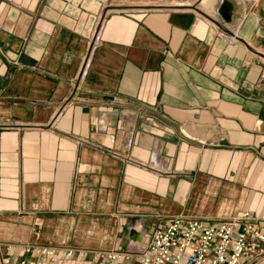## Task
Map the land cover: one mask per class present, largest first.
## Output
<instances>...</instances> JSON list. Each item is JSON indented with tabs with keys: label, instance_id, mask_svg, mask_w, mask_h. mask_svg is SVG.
<instances>
[{
	"label": "crops",
	"instance_id": "0c3cea01",
	"mask_svg": "<svg viewBox=\"0 0 264 264\" xmlns=\"http://www.w3.org/2000/svg\"><path fill=\"white\" fill-rule=\"evenodd\" d=\"M170 6L0 0V264L25 243L135 264L175 217L264 226V0Z\"/></svg>",
	"mask_w": 264,
	"mask_h": 264
},
{
	"label": "built area",
	"instance_id": "2783aa9c",
	"mask_svg": "<svg viewBox=\"0 0 264 264\" xmlns=\"http://www.w3.org/2000/svg\"><path fill=\"white\" fill-rule=\"evenodd\" d=\"M14 247L24 256L20 264H112L131 257L128 252L114 249L30 243L3 246L7 254ZM134 256L135 264H256L264 257V226L246 212L217 225L199 218L175 217L156 224Z\"/></svg>",
	"mask_w": 264,
	"mask_h": 264
},
{
	"label": "rangeland",
	"instance_id": "374dc122",
	"mask_svg": "<svg viewBox=\"0 0 264 264\" xmlns=\"http://www.w3.org/2000/svg\"><path fill=\"white\" fill-rule=\"evenodd\" d=\"M154 1V2H150ZM174 0H108L111 5V9L113 10H133V9H142L147 10L148 8H168L172 9L175 7H171L170 4L173 3ZM176 2V1H174ZM199 0H188L189 6H182L181 8L190 9L197 8ZM150 3V4H147ZM153 3V4H152ZM190 3V4H189ZM144 4H147L144 6ZM203 9V8H200Z\"/></svg>",
	"mask_w": 264,
	"mask_h": 264
},
{
	"label": "bare ground",
	"instance_id": "6f19581e",
	"mask_svg": "<svg viewBox=\"0 0 264 264\" xmlns=\"http://www.w3.org/2000/svg\"><path fill=\"white\" fill-rule=\"evenodd\" d=\"M174 1H176V2H174ZM174 1H172L173 3H171V5H173V6L188 5V0H174ZM212 1L213 0H199L197 7L205 9L211 4Z\"/></svg>",
	"mask_w": 264,
	"mask_h": 264
},
{
	"label": "water",
	"instance_id": "95a60500",
	"mask_svg": "<svg viewBox=\"0 0 264 264\" xmlns=\"http://www.w3.org/2000/svg\"><path fill=\"white\" fill-rule=\"evenodd\" d=\"M228 12H229L228 3L225 1L220 2L219 7L217 8L218 15H220L223 20H228L229 19Z\"/></svg>",
	"mask_w": 264,
	"mask_h": 264
}]
</instances>
